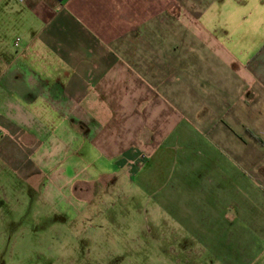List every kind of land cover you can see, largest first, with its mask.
Here are the masks:
<instances>
[{
  "label": "crops",
  "instance_id": "crops-1",
  "mask_svg": "<svg viewBox=\"0 0 264 264\" xmlns=\"http://www.w3.org/2000/svg\"><path fill=\"white\" fill-rule=\"evenodd\" d=\"M21 3L0 0L23 25L0 48V172L70 219L119 179L203 194L224 242L259 261L264 0Z\"/></svg>",
  "mask_w": 264,
  "mask_h": 264
},
{
  "label": "rangeland",
  "instance_id": "rangeland-1",
  "mask_svg": "<svg viewBox=\"0 0 264 264\" xmlns=\"http://www.w3.org/2000/svg\"><path fill=\"white\" fill-rule=\"evenodd\" d=\"M8 1L11 10L23 5ZM22 27L13 13L1 15L0 48L11 46ZM119 181L93 208L96 194H78L90 201L88 210L84 219H70L47 208L41 190L2 170L0 264H264V241L247 254H263L250 263L238 257V237L224 242L220 211L204 204L203 194L168 187L153 196Z\"/></svg>",
  "mask_w": 264,
  "mask_h": 264
},
{
  "label": "built area",
  "instance_id": "built-area-1",
  "mask_svg": "<svg viewBox=\"0 0 264 264\" xmlns=\"http://www.w3.org/2000/svg\"><path fill=\"white\" fill-rule=\"evenodd\" d=\"M20 2H23L24 0H18ZM15 47H19V39L17 40V42L15 43Z\"/></svg>",
  "mask_w": 264,
  "mask_h": 264
}]
</instances>
